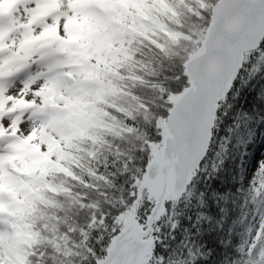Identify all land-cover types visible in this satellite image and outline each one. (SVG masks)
<instances>
[{
  "label": "trees",
  "instance_id": "obj_1",
  "mask_svg": "<svg viewBox=\"0 0 264 264\" xmlns=\"http://www.w3.org/2000/svg\"><path fill=\"white\" fill-rule=\"evenodd\" d=\"M162 1L161 7L142 8L145 19L137 31H103L123 56L110 73L77 65L80 78L93 70L108 90L97 91L88 111L81 94L75 97L79 103L66 111L72 129L58 135L66 143L58 161L67 173H48L44 183L31 179L27 197L0 202V217L35 242L25 264H97L132 210L145 223L152 202L141 186L144 170L159 149L160 123L188 86L183 65L200 49L219 0ZM197 36L200 43L194 45ZM263 50L264 41L248 55L219 104L203 175L195 177L197 184L187 193L193 205L181 217L184 224L177 221L175 243L170 233L155 230L148 264H264V219L251 231L247 250L242 245L246 228L231 226L240 144L264 116V70L258 67ZM22 160L16 159L18 167ZM257 164L246 176L253 191L247 207L261 217L264 159Z\"/></svg>",
  "mask_w": 264,
  "mask_h": 264
},
{
  "label": "rangeland",
  "instance_id": "obj_2",
  "mask_svg": "<svg viewBox=\"0 0 264 264\" xmlns=\"http://www.w3.org/2000/svg\"><path fill=\"white\" fill-rule=\"evenodd\" d=\"M57 1L59 12L50 17V21L57 26L58 33L57 37L50 39L54 45L46 55H37L41 47H32V43H36L37 40L29 41L24 33L32 13L42 8V0H18L10 16V20L17 28V33L7 42V50L4 51L5 62L0 61V72L9 77L10 74L13 75L7 86H0V189L6 178L4 165L10 162L12 169L22 176L23 182L20 185L23 186V190L0 191V200L4 203L10 198L20 199L18 195L27 197L31 192L27 183L31 179L44 183V177L48 173H67L58 161L62 153L66 152V143L58 139V135L68 134L72 129L71 118L69 116L68 119L66 118V111L70 112L73 103H79L75 98L77 93H81L85 101L82 105L87 107L86 111H88L90 105L96 102L97 91L108 90V87L97 80L93 70L88 76L81 77L78 81L73 76L65 74L74 83L70 87L71 91L62 93L61 98L54 102L55 106L49 108L50 102L46 101V95L49 93L52 77L48 75V72L54 66L52 59L56 57V52L62 51L64 54L61 58L64 71L72 72L71 65L82 63L88 66L87 69H97L107 74L115 64L123 60V56L114 45L111 34L107 35L103 31L114 26L135 32L140 29V23L145 19L142 8L153 5L161 7L163 3L162 0H126L125 4H121L119 15L112 10L118 15L117 20L104 24L96 22L94 16L85 10L83 0ZM130 12L134 13V17H126V14ZM123 19L126 21H122ZM91 26L95 27L94 31H91ZM40 27L42 26L39 25L37 31L41 33L44 29ZM187 39L190 38L187 37ZM200 39L201 37L197 36L193 44L198 45ZM47 46L44 44L43 48ZM248 55H245L244 61ZM70 74L73 75V73ZM86 79L90 84L86 82ZM55 97L57 98L56 95ZM19 142L20 145L16 151H7L10 146H16ZM240 149L239 169L235 178L237 190L231 198L235 208L231 226L246 228L242 245L248 248L251 243V231L258 229L264 219V216L260 217L256 212H250L247 207L253 198V191L246 180L250 167L256 165L260 158L264 159V117L259 119L254 130L240 144ZM247 150L249 153L244 169L241 167V162ZM30 153L31 156H29ZM18 158H24V160L19 161L21 166L17 169L14 167V164L16 165L14 162ZM257 167L258 164L255 168ZM17 202L21 205L20 200ZM134 212L132 210L130 213L135 214ZM14 224L12 222L15 238L7 244L6 252L0 248V264L11 260L25 264L28 251L35 243L28 237H22L20 230Z\"/></svg>",
  "mask_w": 264,
  "mask_h": 264
},
{
  "label": "water",
  "instance_id": "obj_3",
  "mask_svg": "<svg viewBox=\"0 0 264 264\" xmlns=\"http://www.w3.org/2000/svg\"><path fill=\"white\" fill-rule=\"evenodd\" d=\"M264 40V0H219L199 51L184 65L187 88L160 123L159 149L146 164L142 189L153 206L141 224L129 213L97 264H148L154 226L180 199L205 160L220 102L243 68L244 54Z\"/></svg>",
  "mask_w": 264,
  "mask_h": 264
},
{
  "label": "bare ground",
  "instance_id": "obj_4",
  "mask_svg": "<svg viewBox=\"0 0 264 264\" xmlns=\"http://www.w3.org/2000/svg\"><path fill=\"white\" fill-rule=\"evenodd\" d=\"M52 1H54V3H55L54 7L58 8L57 2L55 0H52ZM47 2L48 1H46L45 4H47ZM15 3L17 4L18 1L16 0ZM122 3L125 4L126 0H84V4L86 5L85 9L88 10L89 13L94 16V20L98 23H104V24H108V23H111V22H114L115 20H117L118 17L116 16V13L112 12V10H114L120 14ZM103 7H105V8H103ZM99 11H102V12L100 13ZM99 14H101V15L98 16ZM40 15L42 17H46L49 15V12L47 10L43 9L40 11ZM126 17L132 18V17H134V13H131V12L127 13ZM2 18H5V20L7 22L8 11H6V13H4V14H0V20ZM122 21H126V20L123 19ZM1 25L2 24H0V26ZM32 46H40V42L35 43ZM51 47L52 46L50 45V48ZM47 50L48 49H42L38 53V55L39 54H42V55L46 54ZM54 62H55V65H58L61 68L54 67V68L50 69V72H49L50 76H54L51 80L52 83H51V87L49 89V93H48V95H46V101L50 102V104H48L49 108H52L55 106L54 102H56L58 99L61 98L62 93L63 94L70 93V91H71L70 87L73 86V83L71 82V80H69L65 76L59 75L60 72L64 73V69L62 68V66H63L62 61L57 59ZM57 74H58V76H56ZM54 95H56L57 98L56 97L54 98ZM248 153H249V151L247 150L243 156V159H242L243 163L241 162L242 163L241 167L244 166V169H245V163L247 161ZM5 172H6V178L3 181L2 188L0 189V191L5 192V191L10 190V189L23 190V186L20 185L23 182L21 174L17 173L14 169H12V166H10V164L6 165ZM13 230H14V226L11 223H8V222L0 223V248H2L3 252H6L7 244L10 243L15 238Z\"/></svg>",
  "mask_w": 264,
  "mask_h": 264
},
{
  "label": "built area",
  "instance_id": "obj_5",
  "mask_svg": "<svg viewBox=\"0 0 264 264\" xmlns=\"http://www.w3.org/2000/svg\"><path fill=\"white\" fill-rule=\"evenodd\" d=\"M183 202H186V200H185V199H183ZM183 202H179L177 205H178L179 207H182V206L184 205V204H183ZM188 209H189V208H187V207H186V210H185V212L183 211L182 213H186V212L188 211ZM175 215L177 216V215H178V213H176ZM179 216H180V215H179Z\"/></svg>",
  "mask_w": 264,
  "mask_h": 264
}]
</instances>
